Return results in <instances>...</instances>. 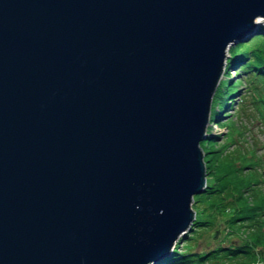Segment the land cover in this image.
<instances>
[{
  "label": "water",
  "instance_id": "water-1",
  "mask_svg": "<svg viewBox=\"0 0 264 264\" xmlns=\"http://www.w3.org/2000/svg\"><path fill=\"white\" fill-rule=\"evenodd\" d=\"M263 18L264 0H0V264L170 255L208 187L226 49Z\"/></svg>",
  "mask_w": 264,
  "mask_h": 264
},
{
  "label": "trees",
  "instance_id": "trees-1",
  "mask_svg": "<svg viewBox=\"0 0 264 264\" xmlns=\"http://www.w3.org/2000/svg\"><path fill=\"white\" fill-rule=\"evenodd\" d=\"M245 37L247 38L229 47L231 54L227 60L228 68L230 66H239L237 72L240 74L249 73V76H246V78L249 82L253 83L254 88H257L260 86L258 82L264 83V25L258 26ZM240 80L242 79H239V81ZM239 83L240 82H236L233 86L228 87V89H226V82L222 84L225 90H219L218 99L216 100V103H218V106L220 105L219 107L221 109L228 105L229 102L227 100L222 101L224 97H227V95L223 93L228 90V97L234 94L238 91ZM263 83L262 85L264 86ZM250 89L252 90L253 88L251 87ZM221 109L217 110L216 107L214 108L213 119L216 117L220 118ZM208 142H211L213 146L216 145L217 136L210 135ZM216 157L218 159V156ZM219 164L220 162H217L214 168V166L207 162L208 171H211L214 178L208 179V187L204 192L198 193L193 197L194 201L200 202V204H196V217L191 223L192 227L189 229V231L193 232L190 234L185 233L183 236L179 237L173 247L172 253L157 264H187L193 261L208 263L210 260L214 261L215 264H253L258 260L264 261V192L262 194L260 191L262 189L258 190L257 188L254 192L255 195L252 194L257 200V203L253 205L246 203L248 195L245 196L244 191H239V198L242 204L239 206L238 211L234 213L228 221L232 231L224 230L223 232L225 235L220 239L217 238L216 240H218V242L215 244L210 246L208 244V248L206 249H195L198 243L203 241V239H200L201 236H199L201 235V231L215 224V216L218 215L217 212H226L232 207V201L228 199L230 194L228 189L229 184L226 180L227 172L218 175L215 170L216 167H219ZM252 174L251 172L243 175L247 177L248 185H246V181L242 183L249 188H251L250 186L252 185L251 178L254 177ZM249 188L247 190H249ZM231 200H234V198H231ZM219 230L218 228L216 232H220ZM234 233H238L239 236L237 238H228V236ZM181 239H185L183 244L185 245L184 248H180L179 242H181ZM228 240L229 243H225V241ZM241 254L246 255L247 259H237Z\"/></svg>",
  "mask_w": 264,
  "mask_h": 264
},
{
  "label": "rangeland",
  "instance_id": "rangeland-1",
  "mask_svg": "<svg viewBox=\"0 0 264 264\" xmlns=\"http://www.w3.org/2000/svg\"><path fill=\"white\" fill-rule=\"evenodd\" d=\"M257 22H259L258 26L264 25V18ZM245 38L247 37H244V39ZM230 54V49L227 48L223 71L212 96L209 119L206 127L208 136H217V143L213 146L211 142H208L209 137H207L200 142V146L204 154L207 181L210 178H214L211 171H208L207 162L214 166V168L216 163L220 162L219 167L215 169L218 175L227 172L226 180L229 184L228 189L230 194L228 199L232 201V207L226 212H217L218 215L215 216V224L201 231V235L199 236H201L200 239H203L204 242L201 241L198 243L196 248L194 247L195 249H206L208 248V244L209 246L215 244L218 242V240H216L217 238L220 239L225 235L223 232L224 230L232 231L228 221L229 218L238 211L239 206L242 204L239 198V191H244L245 196L248 195L246 203L252 205L257 203L254 197L255 189H262L260 190L262 194L264 192V86L262 85L263 82H258L260 86L254 88L253 83L249 82L246 78V76H249V73L240 74L237 72L239 66H230L228 68L227 60ZM239 79L242 80L239 81ZM224 82L227 84L226 89L233 86L236 82L240 83L238 85V91L229 95V97L228 90L223 93L227 95V97L221 100H227L229 102L228 105L221 109L219 107L220 105L218 106V103H216V100L218 99V93L225 90V87L222 86ZM251 87L253 88L252 90L250 89ZM215 107L217 110L221 109V115L220 118L216 117L213 119V110ZM216 156H218V159ZM251 172L254 177L251 178L252 185L250 186L251 188H249L242 182H248L247 177L243 175ZM206 184L208 185L207 182ZM246 185H248V183ZM248 188L249 190H247ZM231 198H234V200H231ZM197 203L200 204V202L192 201V207L195 210ZM218 228L220 232H216ZM191 232L193 231H188L187 233L190 234ZM237 234L238 233H234L228 236V238H237L239 236V234ZM184 240L185 239H181V242H179L180 248L185 247V245H183ZM225 243H229V240L225 241ZM237 259L242 260L247 259V257L241 254ZM187 264H215V262L212 260L208 263L193 261Z\"/></svg>",
  "mask_w": 264,
  "mask_h": 264
},
{
  "label": "built area",
  "instance_id": "built-area-1",
  "mask_svg": "<svg viewBox=\"0 0 264 264\" xmlns=\"http://www.w3.org/2000/svg\"><path fill=\"white\" fill-rule=\"evenodd\" d=\"M253 264H264V261H260V260H258V261H256V262H254Z\"/></svg>",
  "mask_w": 264,
  "mask_h": 264
},
{
  "label": "bare ground",
  "instance_id": "bare-ground-1",
  "mask_svg": "<svg viewBox=\"0 0 264 264\" xmlns=\"http://www.w3.org/2000/svg\"><path fill=\"white\" fill-rule=\"evenodd\" d=\"M257 19H260V18H257Z\"/></svg>",
  "mask_w": 264,
  "mask_h": 264
}]
</instances>
